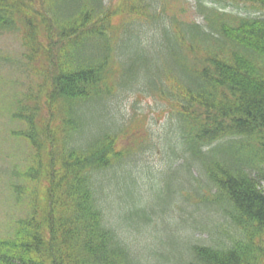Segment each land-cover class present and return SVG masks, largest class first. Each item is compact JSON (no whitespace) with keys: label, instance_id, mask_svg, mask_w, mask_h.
Instances as JSON below:
<instances>
[{"label":"trees","instance_id":"16d2710c","mask_svg":"<svg viewBox=\"0 0 264 264\" xmlns=\"http://www.w3.org/2000/svg\"><path fill=\"white\" fill-rule=\"evenodd\" d=\"M170 1L0 0V34H19L23 48L0 61L39 78L11 113L34 160L15 174L35 186L0 264H171L165 241L178 264H264V0H193L199 23ZM143 92L171 116L159 182L126 168L134 143L154 148L121 109ZM143 180L186 197V235L194 213L213 211L211 238L156 235ZM175 212L162 215L177 225Z\"/></svg>","mask_w":264,"mask_h":264},{"label":"rangeland","instance_id":"374dc122","mask_svg":"<svg viewBox=\"0 0 264 264\" xmlns=\"http://www.w3.org/2000/svg\"><path fill=\"white\" fill-rule=\"evenodd\" d=\"M118 3L119 0H115L113 7H116ZM170 3L171 9L175 10L174 12L176 13L177 11L179 12L180 20L195 23L201 22V16L196 13L193 7V0H171ZM119 20V13L112 17V22L114 23H118ZM22 52L23 48L19 34L15 32L0 34V56H14L17 59L16 56L21 55ZM24 71H26L24 64L22 66L16 62L12 64L0 61V242L12 238L16 228L15 223L20 217L26 216L30 211V193L35 186V183L24 181L15 174V172L25 169L30 163H34L29 143L12 133L13 130L17 131L24 127L23 123L11 118L15 99L27 88L28 84L33 86L35 81L38 82L39 80V78L36 79L32 74ZM121 104V109L126 119L128 117L132 118L131 129H135V132L144 135L146 138L149 135L154 147L150 148L148 139H144L141 145L134 143V147L136 148L134 150L135 155L130 157L126 168L133 166V170L137 168L143 172V166H146L150 177H156L159 171H164V165L166 166L167 150L161 138L166 133L167 128L173 129L166 122V119H171V116H169L168 112L165 114L166 110L163 103L150 93H136L135 96L126 94ZM130 143L131 139L121 141L123 146H127ZM157 177L159 182L161 173ZM43 184L45 182L40 183L37 188H42ZM169 185H171L170 187L174 186L172 180L169 181ZM184 188H187L186 185ZM16 190L19 191V194L16 193ZM139 190L143 203H146L150 207L152 206V209H154L150 221L153 225L151 229H155L156 235L161 238L165 237L166 232H168L166 237L173 236L170 238H174L176 234L177 236L182 234V239L186 241V238L191 236L192 233L193 235L197 233V236L193 237L205 243V241L207 242L211 238L209 233L212 232L215 220L218 223L221 221L213 211L208 212L207 215L206 213L203 215L194 213L199 219L196 223V230L194 229L190 235H186V212L192 211L190 203H186V197L183 198L176 194L157 195V193H153L150 190L149 184L145 180L141 181ZM188 193L192 194V197H194L192 202H194L197 193L192 190H189ZM168 207L174 209L178 215L180 214V218H178L179 224L171 223V221L177 220V218L172 217L171 219L170 216L166 217L162 215V210ZM168 213H170V210ZM167 220H169L171 227L165 230L163 224ZM144 239L143 241L146 242V238ZM165 242L162 248L159 245V249L165 255H168L171 264H178V261L175 260L178 257L177 250L174 252L176 247L173 245L175 244L172 245L171 243H167V241ZM147 244L150 245V241ZM157 244L158 242L156 246Z\"/></svg>","mask_w":264,"mask_h":264}]
</instances>
